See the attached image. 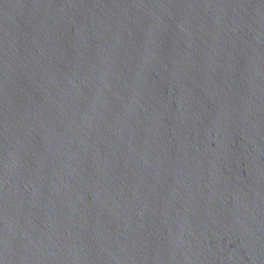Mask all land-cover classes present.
Instances as JSON below:
<instances>
[{
	"label": "water",
	"instance_id": "obj_1",
	"mask_svg": "<svg viewBox=\"0 0 264 264\" xmlns=\"http://www.w3.org/2000/svg\"><path fill=\"white\" fill-rule=\"evenodd\" d=\"M0 264H264V0H0Z\"/></svg>",
	"mask_w": 264,
	"mask_h": 264
}]
</instances>
